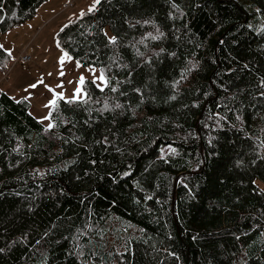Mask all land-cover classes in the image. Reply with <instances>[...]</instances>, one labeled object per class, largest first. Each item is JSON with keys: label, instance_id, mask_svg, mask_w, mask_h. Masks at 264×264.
<instances>
[{"label": "trees", "instance_id": "obj_1", "mask_svg": "<svg viewBox=\"0 0 264 264\" xmlns=\"http://www.w3.org/2000/svg\"><path fill=\"white\" fill-rule=\"evenodd\" d=\"M56 43L105 83L44 122L0 86V264H264V0H99Z\"/></svg>", "mask_w": 264, "mask_h": 264}, {"label": "rangeland", "instance_id": "obj_2", "mask_svg": "<svg viewBox=\"0 0 264 264\" xmlns=\"http://www.w3.org/2000/svg\"><path fill=\"white\" fill-rule=\"evenodd\" d=\"M93 3L94 0H45L32 18L0 35V45L7 52L10 51L12 58L0 86L15 98L19 96L17 93L27 96L29 102L32 99L30 96H35L32 101L34 105L37 102L39 106L36 105V109L33 110L31 108V112L37 118L45 116L44 108L52 99L53 92L62 93V98L70 99L81 76L84 77V81L85 79L93 81V77H97L95 84L98 87L105 83V78L99 79L101 72L98 69L81 65L77 67L76 62L68 58L70 57L68 54L61 62L60 57L65 52H62L56 43L58 30L89 10ZM63 4L72 6L64 8ZM29 49L31 61L29 63L20 61L19 57ZM53 63L62 68L57 70ZM75 95L77 99L83 97V86L82 91ZM173 149L171 145L160 147L163 154Z\"/></svg>", "mask_w": 264, "mask_h": 264}, {"label": "snow or ice", "instance_id": "obj_3", "mask_svg": "<svg viewBox=\"0 0 264 264\" xmlns=\"http://www.w3.org/2000/svg\"><path fill=\"white\" fill-rule=\"evenodd\" d=\"M98 2H99V0H94V3H93V5L89 8V11H91L92 8L95 7V3H98ZM173 7H176V5H173ZM250 27H251V26H250ZM100 31H101V32L104 34V36L107 38V41H108L109 44H112V43H114V42L117 40V37H116V36H114V35H113V36H108V34H107L106 32H104L103 29H101ZM257 31H259V29H257ZM161 35H162V34H161ZM152 39L155 40V39H157V37H156V36H153ZM57 46L59 47V45H57ZM0 47H2V46H0ZM61 51L63 52V49H61ZM8 54H9V55L11 54L10 51L8 52ZM66 55H67V54L65 53L63 56L60 57V61H61V62L64 60V56H66ZM68 58H69V59H72L71 57H68ZM76 66H77V67L80 66V62H79V61L76 62ZM93 71H94V70H93ZM102 73H103V69L101 70V76L99 77L100 80H103V79H104ZM96 79H97V77L94 76V77H93V83L96 82ZM83 84H84V77L81 76V77L79 78V80L77 81V86H76V88L74 89V95H73L70 99H68L67 102L71 103V102H73L74 100L77 99V96H76L75 94H76V93H80V92L82 91V85H83ZM34 86H35V85H32V87H34ZM254 87H257V88L261 89V91H258V92H257V95L260 96L261 98H264V80H261V81L258 83V85H254ZM113 90H115V89H113ZM137 91H138V89H137ZM58 96L63 97V94H62V93L57 94V93L53 92V97H52V99H50V100L47 102V104L45 105V107H47V106H49V105H55ZM24 99H27V97H25ZM81 99H82V97H81ZM116 107H119V105H116ZM237 119H239V117H237ZM41 120H50V114H49V115H46V116H43V117H39V118H38V122L41 121ZM52 127H53V124H52L51 122H49V123L45 126V130L47 131L48 129H51ZM2 251H3V249H0V252H2ZM170 255H171V253H170Z\"/></svg>", "mask_w": 264, "mask_h": 264}, {"label": "built area", "instance_id": "obj_4", "mask_svg": "<svg viewBox=\"0 0 264 264\" xmlns=\"http://www.w3.org/2000/svg\"><path fill=\"white\" fill-rule=\"evenodd\" d=\"M69 6H71V4H68V5L65 4L64 7L66 8V7H69ZM30 51H31V49H29L28 52L23 53L19 57V60L24 62V63H29L31 61V53H30Z\"/></svg>", "mask_w": 264, "mask_h": 264}, {"label": "crops", "instance_id": "obj_5", "mask_svg": "<svg viewBox=\"0 0 264 264\" xmlns=\"http://www.w3.org/2000/svg\"><path fill=\"white\" fill-rule=\"evenodd\" d=\"M65 4H63V7H64ZM54 64V63H53ZM55 65V64H54ZM56 66V69L59 70L61 69L62 67L61 66H58V65H55Z\"/></svg>", "mask_w": 264, "mask_h": 264}]
</instances>
